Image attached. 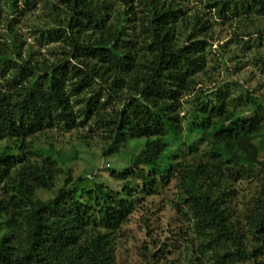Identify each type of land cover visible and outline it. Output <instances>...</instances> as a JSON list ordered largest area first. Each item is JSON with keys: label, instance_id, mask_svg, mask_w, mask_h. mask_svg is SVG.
Segmentation results:
<instances>
[{"label": "trees", "instance_id": "obj_1", "mask_svg": "<svg viewBox=\"0 0 264 264\" xmlns=\"http://www.w3.org/2000/svg\"><path fill=\"white\" fill-rule=\"evenodd\" d=\"M2 1L12 16L4 18ZM20 1L39 2L0 0V264H119L115 234L133 210L131 183L141 179V191L153 194L172 177L177 210L200 242L194 251L218 249L215 264H264V96L234 80L200 82L213 28L205 11L238 18L250 48L253 35L264 44V0H207L195 11L189 0H44L50 23L34 31L57 46L41 58L23 52L13 16L23 12ZM91 121L114 138L107 155L137 152L130 168L112 171L125 185L115 191L68 169L56 188L57 164L70 167L48 134ZM242 179L259 187L251 208L234 217L232 181ZM194 257L196 264L201 254Z\"/></svg>", "mask_w": 264, "mask_h": 264}, {"label": "rangeland", "instance_id": "obj_2", "mask_svg": "<svg viewBox=\"0 0 264 264\" xmlns=\"http://www.w3.org/2000/svg\"><path fill=\"white\" fill-rule=\"evenodd\" d=\"M59 3L60 0H53ZM207 0H189L187 5L191 11L203 10ZM45 2H39L32 8H26L22 1L20 7L23 12L14 14L18 18L16 27L20 37L24 41L23 52L28 48L38 52V57H51L50 51L57 44H42L38 41L34 31L36 25H47L49 19L45 17ZM3 15L7 18L11 15L8 5L2 1ZM190 11V12H191ZM207 17L213 22L212 37L210 39L208 74H201L200 82L204 88L217 87L223 82L237 81L246 89L249 88L257 96H264V65L257 63V58L264 54V44L251 38L252 46L245 48L242 30L239 29V20L211 19L214 11H205ZM6 20L0 22V34H6ZM242 26V25H241ZM253 30V29H251ZM246 38V37H245ZM247 39V38H246ZM222 50L223 45H227ZM40 53V54H39ZM224 54V55H222ZM224 56V58H222ZM224 59V60H223ZM232 95L239 91L232 89ZM243 107L250 108L248 100L243 101ZM186 108V107H185ZM245 109V108H244ZM183 112L181 115L185 114ZM49 140L56 142L68 161L67 168L63 163H58L60 172L56 176V188L60 187L68 175V169L72 176L78 178L82 175L92 177L97 182L105 183L112 190H121L124 181L112 176V171L121 172L131 167L133 157L137 154L135 150L124 147L120 152L107 155L106 151L114 138L107 128H102L92 121L84 126H78L71 130L58 127L50 131ZM191 141L195 140L192 136ZM143 141V140H139ZM48 142L44 139L43 143ZM193 154L188 152L186 159L190 160ZM138 177V176H137ZM131 186L136 188L135 203L127 221L116 231L117 260L119 264H153L152 255L161 250V264H194L191 262L194 256H199L200 261L196 264H215V248L202 254L194 247H199V239L189 227L188 221L177 210V204L181 199L180 188L175 177L170 178L169 183H157V191L153 194L142 192L143 183L141 179L135 178ZM259 183L256 180L232 181L234 199L232 201V215L238 216L247 212L252 206V199L256 193ZM140 191V192H139ZM38 195L48 199L52 193L43 190ZM240 228L247 231L248 227L244 218L240 220ZM182 230L183 235H182ZM187 234V235H186ZM186 237V238H185ZM246 240L251 242V235L245 233ZM215 250V251H214ZM212 256V257H211ZM168 260V261H167ZM244 264V263H237Z\"/></svg>", "mask_w": 264, "mask_h": 264}]
</instances>
